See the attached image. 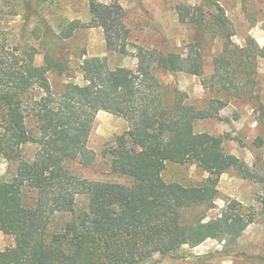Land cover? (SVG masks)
<instances>
[{
	"label": "trees",
	"instance_id": "trees-1",
	"mask_svg": "<svg viewBox=\"0 0 264 264\" xmlns=\"http://www.w3.org/2000/svg\"><path fill=\"white\" fill-rule=\"evenodd\" d=\"M20 1L0 0V159L17 165L10 179L0 174V230L15 238L14 246L0 250V264H148L158 254L208 239L223 241L226 248L236 245L256 213H245L238 199L228 200L213 222H205L206 211L217 207L221 176L230 170L261 186L264 205V169L227 152L225 136L196 131L198 120L226 105L223 99L200 109L187 104L179 89L171 98L157 72H187L228 97H250L264 46L255 51L237 44L233 23L217 0L179 4L180 21L193 25L198 37L224 39L207 77L199 41L187 52L135 44L120 2L88 0L90 22L69 20L59 34L48 27L46 32L63 40L82 27H101L108 49L135 56L139 69L127 73L105 58H86L85 83L68 81L55 92L48 73L64 72L65 63L46 52L44 64L37 65L35 46L10 47L3 35L1 24L17 15ZM25 4L29 13L30 0ZM36 88L44 92L39 98L33 96ZM100 111L129 122L104 151L111 171L130 178L129 184L90 180L71 167L94 162L88 141ZM30 116L39 120L37 134L27 124ZM30 142L38 145L33 160L23 152ZM168 162L195 163L209 175L194 186L168 182L162 175ZM80 195L88 197V209L76 212ZM58 220L63 223L55 224Z\"/></svg>",
	"mask_w": 264,
	"mask_h": 264
},
{
	"label": "rangeland",
	"instance_id": "rangeland-1",
	"mask_svg": "<svg viewBox=\"0 0 264 264\" xmlns=\"http://www.w3.org/2000/svg\"><path fill=\"white\" fill-rule=\"evenodd\" d=\"M118 1L126 11V22L130 28L133 43L160 51L187 52L190 44L200 42L204 59L205 75L213 73V58L221 53L224 39L205 35L198 37L195 27L180 21L177 12L179 4H203L204 0H101ZM225 8L231 19L235 36L234 41L242 47L264 46V0H217ZM32 10L28 13L25 0H21L17 15L9 16L1 24L7 44L14 47L35 46L38 53L37 65L45 62V53L51 52L65 63L64 72L48 73L52 89L60 91L65 83L74 81L84 84L82 63L86 58L100 57L109 64L127 73H136L140 62L133 55L121 54L108 49L101 27H82L73 36L60 39L59 34L69 20L88 23L91 20L88 0H30ZM208 9V8H207ZM45 24V26H44ZM46 27L53 29L50 34ZM133 48V47H132ZM160 80L170 88L174 97L175 89L185 95V102L197 108H209L214 100L223 99L226 103L216 110L215 116L198 120L197 132H208L214 136H225L224 146L227 152L239 156L247 165L264 169V129L260 115H264V58H258L257 90L250 97H228L218 88L210 89L202 84V79L187 72L172 74L167 70L157 72ZM44 92L36 88L33 96L39 98ZM218 104V103H217ZM216 106V105H214ZM217 107V106H216ZM264 118V116H263ZM27 124L33 134L38 133L39 120L33 116L27 118ZM129 129V122L117 115L100 111L91 132L88 147L95 151L96 158L91 165L72 163V169L80 176L90 180H104L129 184L131 179L111 171V158L104 154L108 144L116 136ZM38 149L35 142L24 145V156L33 160ZM17 165L0 159V174L10 179L16 173ZM168 182H180L184 185H199L209 175L195 163L179 164L168 162L162 172ZM220 196L217 207L206 211L205 222L210 223L220 217L221 209L230 199L243 203V211H254L256 221L244 231L238 243L231 248L218 239H208L196 247L184 246L169 255L158 254L148 264H264V205L260 201L261 186L242 178L236 171L230 170L221 176ZM86 195L78 197L76 212L88 209ZM194 213H190L193 217ZM58 220L55 224H62ZM15 245V238L0 230V250Z\"/></svg>",
	"mask_w": 264,
	"mask_h": 264
}]
</instances>
